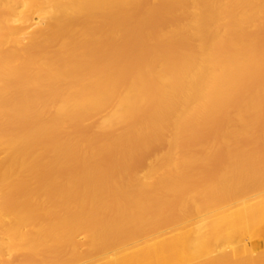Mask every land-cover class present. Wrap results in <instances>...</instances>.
Segmentation results:
<instances>
[{
  "label": "bare ground",
  "instance_id": "1",
  "mask_svg": "<svg viewBox=\"0 0 264 264\" xmlns=\"http://www.w3.org/2000/svg\"><path fill=\"white\" fill-rule=\"evenodd\" d=\"M262 244L264 0H0V264Z\"/></svg>",
  "mask_w": 264,
  "mask_h": 264
},
{
  "label": "rangeland",
  "instance_id": "2",
  "mask_svg": "<svg viewBox=\"0 0 264 264\" xmlns=\"http://www.w3.org/2000/svg\"><path fill=\"white\" fill-rule=\"evenodd\" d=\"M203 214V213H202ZM187 218V219H186ZM185 218V220L184 219H181L182 221H178L177 222V224H175L174 225V227H172V228H169V230L168 229H165L164 231L165 232H163V234L165 235L164 236V238H169V236H170V234L172 235L174 232L175 233H177V234H179V232H180V235L183 233V232H185V231H190V230H192V228H194L197 224H200L201 222H203V220L204 221H206L207 222V220H205L204 218V215H202V217L201 216H198V215H192V216H187ZM194 219H196L197 221H195ZM189 220V221H188ZM186 223V224H185ZM180 226H179V225ZM179 228V229H178ZM190 228V229H189ZM170 232V234L169 233H167V232ZM253 231H251V234H250V232L248 233V235L246 234L244 237H238V238H236L235 239V241H233L232 243H230V244H227L224 248L227 250V251H231L232 250V248H234L235 246H238V245H241L242 243H246L249 247H253L254 246V248H252V249H254V250H256L255 249V247L257 246V243H258V240H257V238H256V233H254ZM250 235H251V237H250ZM247 236H248V238H247ZM254 238H253V237ZM252 238V239H251ZM251 241V242H250ZM253 241H254V243H253ZM256 242V243H255ZM250 243H251V245H250ZM252 243H253V245H252ZM256 246H255V245ZM235 245V246H234ZM263 245V244H262ZM263 247V248H262ZM230 248V249H229ZM257 248V247H256ZM261 249H262V251L264 250V245L263 246H261L260 247V249H259V251H261Z\"/></svg>",
  "mask_w": 264,
  "mask_h": 264
}]
</instances>
